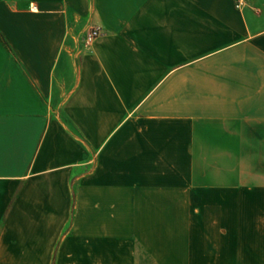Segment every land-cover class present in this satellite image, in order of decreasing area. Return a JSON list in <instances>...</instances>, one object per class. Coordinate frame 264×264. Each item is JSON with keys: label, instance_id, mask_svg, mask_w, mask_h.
<instances>
[{"label": "crops", "instance_id": "crops-1", "mask_svg": "<svg viewBox=\"0 0 264 264\" xmlns=\"http://www.w3.org/2000/svg\"><path fill=\"white\" fill-rule=\"evenodd\" d=\"M0 34V264L172 260L192 224L215 261L207 199L259 187L264 0H0Z\"/></svg>", "mask_w": 264, "mask_h": 264}, {"label": "rangeland", "instance_id": "rangeland-1", "mask_svg": "<svg viewBox=\"0 0 264 264\" xmlns=\"http://www.w3.org/2000/svg\"><path fill=\"white\" fill-rule=\"evenodd\" d=\"M249 160V164L238 167V173L243 183L259 186L250 196L207 199L203 221L208 228L203 230L214 235L206 241L213 243L209 248L216 251L215 261L205 260L212 257L209 252L185 253V242L196 244L201 238L192 224L195 229L175 227L172 260L142 264H264V150L254 151Z\"/></svg>", "mask_w": 264, "mask_h": 264}, {"label": "built area", "instance_id": "built-area-1", "mask_svg": "<svg viewBox=\"0 0 264 264\" xmlns=\"http://www.w3.org/2000/svg\"><path fill=\"white\" fill-rule=\"evenodd\" d=\"M248 1L249 0H235L236 3V8L238 10H241L243 8H245L248 5ZM32 10L36 11L37 7H35L34 5L32 6ZM104 35V32L101 28L99 27H94L90 30V32L87 34L86 38H85V45L86 46H91L93 45V43L99 39L100 37H102Z\"/></svg>", "mask_w": 264, "mask_h": 264}, {"label": "trees", "instance_id": "trees-1", "mask_svg": "<svg viewBox=\"0 0 264 264\" xmlns=\"http://www.w3.org/2000/svg\"><path fill=\"white\" fill-rule=\"evenodd\" d=\"M1 39L3 40L4 44L8 46L7 42L5 41L4 37L0 34Z\"/></svg>", "mask_w": 264, "mask_h": 264}]
</instances>
